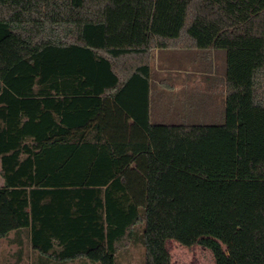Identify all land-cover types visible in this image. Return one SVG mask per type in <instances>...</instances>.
I'll return each instance as SVG.
<instances>
[{"label": "trees", "instance_id": "1", "mask_svg": "<svg viewBox=\"0 0 264 264\" xmlns=\"http://www.w3.org/2000/svg\"><path fill=\"white\" fill-rule=\"evenodd\" d=\"M155 49L225 50L224 123L151 122ZM0 163L31 264H264V0H0Z\"/></svg>", "mask_w": 264, "mask_h": 264}, {"label": "crops", "instance_id": "2", "mask_svg": "<svg viewBox=\"0 0 264 264\" xmlns=\"http://www.w3.org/2000/svg\"><path fill=\"white\" fill-rule=\"evenodd\" d=\"M169 50H178L174 53V56H176V58L181 56L180 49H155L152 52L150 83L151 122L153 124L165 125L224 123L226 88L223 87L225 86V83L219 81L213 85L212 89H208L206 87V82L202 77H197L195 79H180L175 75V77L170 80L164 78V73L170 69L167 62L172 56V51ZM210 50L216 52L220 59V76H225L226 79V53L224 51V53H222V51H216L218 49ZM222 57L224 58L222 59ZM177 63L178 62H174V64ZM176 68V71L180 73L178 64L176 65ZM216 68L217 67L213 65L204 72L208 73L211 71L210 73H213V71H216ZM157 75L158 79H156ZM204 87L207 88V95L210 96L209 101L207 100L204 102V99L202 100L203 102L197 103L194 96L198 95L199 92L202 93ZM137 102V97H128L124 99V103L129 104L131 108L134 103L135 109L137 108ZM109 113L112 114V111H109Z\"/></svg>", "mask_w": 264, "mask_h": 264}, {"label": "rangeland", "instance_id": "3", "mask_svg": "<svg viewBox=\"0 0 264 264\" xmlns=\"http://www.w3.org/2000/svg\"><path fill=\"white\" fill-rule=\"evenodd\" d=\"M169 51H172V56L167 62L170 69L164 73V78L170 80L173 79L175 75H177L180 79H195L197 77H202L206 82V87L208 89H212L213 85L219 81H223V83L226 82L225 76H220V59L218 58L216 52H212L210 49H180L179 51L181 52V56L176 58L174 53L178 50ZM216 51H222V53L225 52L223 49H218ZM223 58L224 57H222V59ZM174 62H178L177 64L179 65L180 73L176 71L177 64H174ZM213 65L217 67L216 71H213V73H210L211 71L208 73L204 72ZM156 79H158V75L156 76ZM207 88L204 87V89H202V93L199 92L198 95L194 96L197 103L203 102L202 100L204 99V102L207 100L209 101L210 96L207 95ZM223 88H225V86ZM2 184L3 181L0 177V186ZM29 246L28 241H25L23 245V254H18L17 244L10 243L6 238H0V264H14L17 260H19L20 255L21 260L17 264H31L33 262V252ZM168 247L173 255L174 264H215L214 256L207 248L198 245L186 248L174 241H170L168 243ZM117 262L118 264H144L145 258L143 246L140 243L128 244L127 248L119 251ZM70 264L92 263L84 260H76Z\"/></svg>", "mask_w": 264, "mask_h": 264}]
</instances>
